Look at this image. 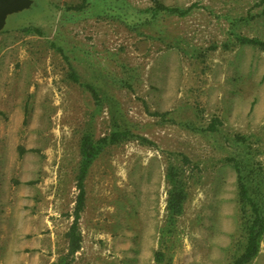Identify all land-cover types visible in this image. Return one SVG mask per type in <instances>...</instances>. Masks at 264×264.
<instances>
[{"label": "rangeland", "instance_id": "1", "mask_svg": "<svg viewBox=\"0 0 264 264\" xmlns=\"http://www.w3.org/2000/svg\"><path fill=\"white\" fill-rule=\"evenodd\" d=\"M33 1L0 30V264H230L252 218L232 158L264 218V49L236 38L264 40V0ZM117 131L71 254L81 139Z\"/></svg>", "mask_w": 264, "mask_h": 264}, {"label": "trees", "instance_id": "2", "mask_svg": "<svg viewBox=\"0 0 264 264\" xmlns=\"http://www.w3.org/2000/svg\"><path fill=\"white\" fill-rule=\"evenodd\" d=\"M155 3V10H166V11H179L181 13H185L188 11L187 8L185 9H179L177 7L168 6L165 5L158 0H152ZM34 4V3H33ZM84 3H80L75 5L74 7L79 9L83 7ZM236 38L243 43H250V44H258L261 46L262 49H264V40L256 39V38H250L246 36H236ZM70 77L73 80H76L77 77L75 73L71 72ZM222 124V121L214 116L209 124L207 125V129L210 131H215L218 126ZM127 131H117L113 132L110 138L102 137L98 141H94L92 139V136L90 134H85L80 142V165H79V172H78V195L75 205V213H74V221L68 231V243L69 253H74L76 250L80 247V236L77 231V222L80 215L81 210L84 207V201H85V189H84V178L87 172V168L93 158V156L96 154V152L100 149L102 144H106L110 141H117L122 137L127 136ZM238 140H245V137L243 135H237ZM185 161H189L187 157H184ZM232 164L237 168V190H238V198L241 202L246 203L251 212V221L247 226L246 230V236H245V243L242 252L230 263V264H247L249 263L257 254L259 250V241L260 237L264 233V218L260 215L258 206L256 202L249 196L248 189L246 186V183L243 179V176L241 175L240 171H238V166L236 164V161L232 158L231 159ZM183 198V191L178 186L175 185L173 191L171 192L169 196V205L176 209L180 206L181 201ZM157 264H159L160 259V253H157ZM69 261L64 262L63 264H69Z\"/></svg>", "mask_w": 264, "mask_h": 264}, {"label": "water", "instance_id": "3", "mask_svg": "<svg viewBox=\"0 0 264 264\" xmlns=\"http://www.w3.org/2000/svg\"><path fill=\"white\" fill-rule=\"evenodd\" d=\"M33 0H0V30L3 29L8 15L28 9Z\"/></svg>", "mask_w": 264, "mask_h": 264}]
</instances>
